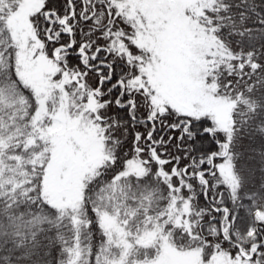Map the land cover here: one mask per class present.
<instances>
[{"label":"snow or ice","instance_id":"obj_1","mask_svg":"<svg viewBox=\"0 0 264 264\" xmlns=\"http://www.w3.org/2000/svg\"><path fill=\"white\" fill-rule=\"evenodd\" d=\"M0 264H264V0H0Z\"/></svg>","mask_w":264,"mask_h":264}]
</instances>
